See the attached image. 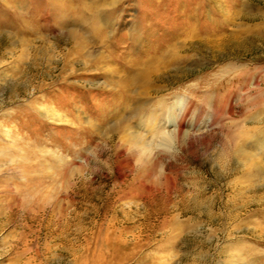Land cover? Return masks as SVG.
Wrapping results in <instances>:
<instances>
[{
  "label": "rangeland",
  "instance_id": "rangeland-1",
  "mask_svg": "<svg viewBox=\"0 0 264 264\" xmlns=\"http://www.w3.org/2000/svg\"><path fill=\"white\" fill-rule=\"evenodd\" d=\"M107 1L112 9L97 7L111 9L107 18L122 34L148 15L157 22L154 40L191 24L197 34L184 32L180 40L219 42L253 26L263 35L219 48L193 44L184 53L190 61L164 75L162 92L144 106L152 113L162 99L174 113H187L180 133L172 125L165 133L169 144L138 159L118 134L106 132L107 116L96 118L110 100L106 78L119 57L101 69L75 61L76 76L69 75L70 64L63 75L69 86L62 85L67 42L43 26L54 24L57 6L0 0V264H264V181L254 162L241 166L245 158L228 144L236 137V145L260 155L251 150L260 129L249 123L258 109L244 108L247 91L236 81L264 66V0ZM245 4L259 13L238 19ZM32 27L37 34L29 33ZM76 30L86 39L82 53L107 55L85 30ZM42 39L49 51L34 65L31 51ZM244 124L251 134L240 141ZM24 202L37 211L32 220Z\"/></svg>",
  "mask_w": 264,
  "mask_h": 264
},
{
  "label": "bare ground",
  "instance_id": "bare-ground-1",
  "mask_svg": "<svg viewBox=\"0 0 264 264\" xmlns=\"http://www.w3.org/2000/svg\"><path fill=\"white\" fill-rule=\"evenodd\" d=\"M9 1L16 4V6L18 2L22 4V7L26 5L25 0ZM47 1V6H50L51 9L57 6L55 8H57L58 15L52 17V14H50L52 18H55V20L52 21L54 22V24L51 25L45 22L43 24L44 30H50L51 32L52 30H54L57 33L56 35H54L53 39H57L60 36L64 37L68 46V48L66 47L68 54H66L65 59L63 57L61 62L63 64L60 71L62 72L60 73L61 80L63 81L62 85H67L63 75L66 72L65 69L69 67L70 64L72 65L68 72L69 75L73 77L76 76L75 68L78 63H81V65L85 68L92 67L101 69L106 64L111 63L113 57H119V59H117V61L119 62H116V68L112 69L111 71V73H114V75L110 73V75H107L106 78L107 83L105 84V87H107L110 91H108V94H111L110 100L108 101V104L105 105V107L103 106V110L100 109L101 111L98 112L99 114L98 116L96 115V118L97 120L99 119L100 122H103L104 118L107 116L109 119L106 120V122H108L110 126L106 128V132H108L109 134H118V140L124 143V145L129 146V149L133 150L131 151V154L138 159H141L143 158V156H146L147 153H150L152 148L168 145L169 140L167 138L169 136H167L166 138L165 133L172 125L177 128L176 132L179 131L178 133H180V123L186 117L187 113H174L173 106L167 107L165 101L162 99H159L156 104L152 106L155 107L153 108L152 113H145L144 106L145 103H147L146 101H150L151 99H153V97H158L162 92V87L159 84L163 81L164 75L168 74L170 70L178 69L180 66L185 65L186 63H188V61H190L191 58L187 56L189 54L184 55V53L191 50L193 44L201 43L203 45H208L211 48H219L220 46L224 47V44L227 41L237 42V40H239L240 38L242 39L248 38V36L257 37L259 35H263L262 31L259 28L253 26L248 29L243 28L242 30H240V32L238 31L225 35V37L222 38L219 42L211 40H189L187 42V40H180V36L184 32L189 33V37H194V35L197 34V25L195 28V26L191 24L182 30H180L181 28L175 29L176 32L162 33L158 38L154 40V38L150 39L149 37H151V34L154 33L155 28H153V26L157 25V22L154 19H151L148 15V17L140 15L141 17H138L134 21L133 26L131 28H127L126 32L123 34L120 31L122 29H117V31L114 30L115 26H112L109 22V19L107 18L108 15H112L111 9L113 6V2H109L107 0H96V3H98L99 5H96L94 3L91 7L90 5H85L82 2L79 4H75L74 2L70 3L68 2V0H66V2L68 3L60 4L59 7V3H61L63 0ZM5 3L7 6L8 3ZM107 5H110L111 7L110 10L108 9L109 12L107 11V9H100L99 7H97H104ZM243 7L246 13L239 12L238 19L244 17L245 15L247 16V18H253L259 13V11H254V9L252 11H248L249 7L247 9L246 4L243 5ZM185 13L188 19L193 21V13H191L190 11ZM1 15L4 18V15L0 14V16ZM18 16L20 18V21H22V24L23 22L26 23V21H24V19L20 17L19 14ZM37 16L38 13L35 15V17ZM49 22L51 23V21ZM2 23L4 22L0 21V30L2 29ZM78 27L85 30L89 34L92 42L101 44V48H103L104 51L107 52V55L103 56L100 54V57H97V55L95 54L89 55L87 52L82 53V51H84L85 49L84 45L86 39L80 36V34L78 33L79 31L76 30ZM215 27H218L216 29L221 32L222 29L219 28L221 27L219 24H216ZM37 28L32 27L29 33L37 34V31L39 30V28ZM114 31H116L115 33L119 31V36H116ZM115 37L118 38L115 39ZM8 38L12 40L13 37L9 34ZM43 44H46L44 42V39H42L41 46H36L31 51L32 61L34 65H36L35 62L39 61L41 57L40 55H47L49 51V47L47 48L48 45ZM29 46L33 45L29 44ZM21 47H25L23 42H21ZM120 49L125 50V52H120ZM70 55L71 57L74 56V58L77 59L70 60V57H68ZM48 58L45 57V60H48ZM75 61H77L78 63ZM229 68L233 69L232 65H230ZM249 71H251V73L248 76L244 74H238L237 81H235L237 82V86H240L242 90L247 91V96L244 99V108L247 109L249 107L256 110L258 109V111L253 114V117L249 121V123L257 127L255 129H260V131H258L257 133L255 132L254 134H252V136L256 138V143H253V141H251V150H257L258 152H260V155L259 157H257V154L251 155L248 151L236 145L234 143L237 142L236 137H228V144L233 143V148L236 149L237 152L245 158V161H242L240 163L241 166H244L248 162H254L255 170L258 175H260V180L264 181V66L261 68L255 67L254 69L252 68ZM250 75L256 76L253 80L252 86L247 84ZM67 86H69V84ZM78 96L80 97V94H78ZM74 108L76 110L78 108V99L77 101H75ZM44 113L52 120H55V118L58 116L55 115L51 110L44 111ZM231 113H228L229 117H231ZM92 126H88V128L90 127L89 130H92ZM246 129V124H244L240 132V141L247 140L248 135L251 134ZM252 136H250V138ZM21 208L26 211L25 213L28 219L32 220L35 217L34 212L37 211L29 210V206L26 202L21 204ZM35 208L38 207L35 206ZM18 246L24 247L23 244H17V246H14V248L18 249Z\"/></svg>",
  "mask_w": 264,
  "mask_h": 264
}]
</instances>
